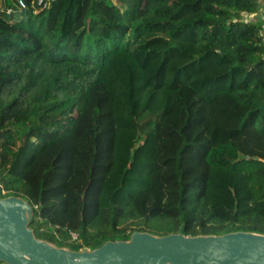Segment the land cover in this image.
I'll return each mask as SVG.
<instances>
[{
    "label": "trees",
    "instance_id": "16d2710c",
    "mask_svg": "<svg viewBox=\"0 0 264 264\" xmlns=\"http://www.w3.org/2000/svg\"><path fill=\"white\" fill-rule=\"evenodd\" d=\"M18 1L0 0V198L31 205L36 239L264 235L262 0Z\"/></svg>",
    "mask_w": 264,
    "mask_h": 264
},
{
    "label": "water",
    "instance_id": "95a60500",
    "mask_svg": "<svg viewBox=\"0 0 264 264\" xmlns=\"http://www.w3.org/2000/svg\"><path fill=\"white\" fill-rule=\"evenodd\" d=\"M33 209L23 198H0L2 264H264V235L156 236L135 232L87 251L58 248L35 238Z\"/></svg>",
    "mask_w": 264,
    "mask_h": 264
},
{
    "label": "built area",
    "instance_id": "2783aa9c",
    "mask_svg": "<svg viewBox=\"0 0 264 264\" xmlns=\"http://www.w3.org/2000/svg\"><path fill=\"white\" fill-rule=\"evenodd\" d=\"M54 0H37V2H36V5H37V7H41L42 9H46V8H48L49 6H50V4L53 2ZM18 5H19V7L21 8V9H24L25 8V4H24V2L22 1V0H19L18 1ZM11 10H9L8 11V14H11ZM73 237V239H75L76 238V235H73L72 236Z\"/></svg>",
    "mask_w": 264,
    "mask_h": 264
},
{
    "label": "crops",
    "instance_id": "0c3cea01",
    "mask_svg": "<svg viewBox=\"0 0 264 264\" xmlns=\"http://www.w3.org/2000/svg\"><path fill=\"white\" fill-rule=\"evenodd\" d=\"M263 1L264 0H262V2ZM261 8H263L262 7V4H261L260 10H259V13L257 15L246 16V19H248V20H254V18H259V19H262L264 21V15H262L263 14V11H261Z\"/></svg>",
    "mask_w": 264,
    "mask_h": 264
},
{
    "label": "rangeland",
    "instance_id": "374dc122",
    "mask_svg": "<svg viewBox=\"0 0 264 264\" xmlns=\"http://www.w3.org/2000/svg\"><path fill=\"white\" fill-rule=\"evenodd\" d=\"M261 4H262V7H263V8H261V11H263L262 15H264V1Z\"/></svg>",
    "mask_w": 264,
    "mask_h": 264
}]
</instances>
